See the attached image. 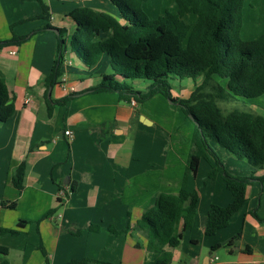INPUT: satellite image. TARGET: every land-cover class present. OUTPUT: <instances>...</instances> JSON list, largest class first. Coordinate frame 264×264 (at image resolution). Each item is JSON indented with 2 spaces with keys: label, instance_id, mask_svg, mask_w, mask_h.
<instances>
[{
  "label": "crops",
  "instance_id": "crops-1",
  "mask_svg": "<svg viewBox=\"0 0 264 264\" xmlns=\"http://www.w3.org/2000/svg\"><path fill=\"white\" fill-rule=\"evenodd\" d=\"M41 1L48 8L47 20L36 19L42 12L37 0H0V42L29 35L19 45L0 49V72L15 110L11 119L0 122V247L7 249L8 264H150L154 254L145 249L144 234L135 226L160 193H178L187 161L179 165L173 158H162L155 143L147 145L150 129L160 126L144 104L132 107L115 93L83 94L103 75L112 74L110 58L102 55L91 67L81 62L68 43L76 36L68 14L90 8L118 19L117 11L94 5L96 0ZM263 7L264 0L245 1L242 40H255L264 32ZM170 12L175 14L176 6ZM188 16L182 21L193 25L196 19L186 22ZM45 25L63 30L68 40L61 77L52 88L45 78L56 58L57 35L50 29L32 33ZM98 37L108 39L110 33ZM216 79L225 87V81ZM197 84L175 80L172 92L187 99ZM131 85L144 91L148 83L136 80ZM69 95L76 96L65 105L49 107V100ZM153 98L160 104L165 99L160 94ZM260 100L231 105L246 104L235 109L264 119V96ZM216 102L219 108V103L230 104ZM228 109L221 111L226 115ZM66 130L73 133L71 139L64 136ZM220 149L215 147L222 160L231 159ZM20 164L23 189L17 190L12 178ZM245 170L243 176L253 171L255 177H264V168L246 164ZM210 171L201 160L196 174L188 175L187 191L198 194L196 215L180 245L165 249L172 255L170 264H264V222L252 215L256 211L264 219V181L248 186L244 206L226 228L208 237L204 228L209 206L226 207L232 201L223 180L210 179ZM60 191L67 196L61 204ZM128 223L130 229L123 234ZM92 226L99 230L89 231ZM237 234L239 239L228 247ZM215 246L219 248L212 250Z\"/></svg>",
  "mask_w": 264,
  "mask_h": 264
},
{
  "label": "trees",
  "instance_id": "trees-1",
  "mask_svg": "<svg viewBox=\"0 0 264 264\" xmlns=\"http://www.w3.org/2000/svg\"><path fill=\"white\" fill-rule=\"evenodd\" d=\"M37 1L42 12L36 19L47 20V6L41 0ZM107 1L117 11L118 19L90 8H76L68 14L76 24V36L68 42L64 31L57 30L56 58L45 84L52 88L58 83L68 42L70 49L88 67L102 55L110 58L112 74L103 75L97 85L83 94L115 93L124 102L134 101L137 105L160 94L178 105L187 118H193L191 149L180 190L177 194L160 193L135 226L144 234L145 249L154 254L150 264H170L172 255L165 249L177 248L183 234L192 228L194 222L198 194L188 192L186 182L189 174H196L201 160L211 167L208 177H220L232 195V201L226 207L209 206L204 228L208 237L226 228L244 206L248 186L264 181V177H255L253 171L247 176L228 173L215 150V147L223 149L252 169L264 168V119L237 109L224 115L216 102H238L264 96V32L252 41L241 39L246 0H174L177 12L173 14L166 10L154 20L141 10L142 5L150 0ZM190 14L196 17L193 25L182 21L185 15ZM47 29H51L49 25L32 33ZM99 33H110V37L100 38ZM28 37L13 36L0 42V49L19 45ZM214 78L225 81V87ZM186 79L198 83L189 98L173 97L172 82ZM136 80L147 82V88L135 90L131 82ZM208 87L212 93L207 92ZM75 96L69 95L54 102L49 100V107L65 105ZM14 114V106L0 72V122H7ZM23 175L24 165L20 164L12 178L17 190L23 189ZM252 215L264 222L256 211ZM129 229L128 223L123 233ZM88 230L96 232L99 228L92 226ZM10 233L17 234L16 231ZM239 237L237 234L227 246H232ZM217 248L219 246L212 250ZM0 254V264H8L7 249L0 247ZM67 264L85 263L70 261Z\"/></svg>",
  "mask_w": 264,
  "mask_h": 264
},
{
  "label": "rangeland",
  "instance_id": "rangeland-1",
  "mask_svg": "<svg viewBox=\"0 0 264 264\" xmlns=\"http://www.w3.org/2000/svg\"><path fill=\"white\" fill-rule=\"evenodd\" d=\"M96 2H98L99 6L102 7V9L107 10L108 8L110 12L116 13L115 8L112 7V5L108 1L96 0L94 5H97ZM173 7H175L173 0H150L149 2L142 5L141 10L147 15L148 18L154 20L162 15L165 9H168L167 11H171ZM190 19L195 20L196 18L195 16L189 15L188 19H186L185 21L188 22ZM216 80L219 81L220 79L217 78ZM207 92L212 93L211 87L207 88ZM171 94L173 97H175L174 91L171 92ZM161 101L162 103L160 104L157 103L159 102L158 99L151 98L150 100L143 103L147 108L152 110L153 116L154 118L158 119L160 126L152 127V129H150V134H148L146 137L147 145L151 146L155 143V146L158 149L162 150V158H173L179 165H181L182 162H186L188 159L191 149V138L195 125L190 118H187L184 115L178 105L171 103L168 99L161 98ZM253 101L256 103L261 102L260 98L253 99ZM231 104V102L230 104L219 103V106L221 109H225V107L229 105V109L227 111L235 109L236 105L239 108H243L242 106H247L246 104L240 103L236 104L233 107V105ZM222 152L225 151L222 150ZM229 156L228 158L231 159L222 160L224 168L227 170V172L230 174L233 173L232 175L235 174L236 176H243L244 174H246V162L236 161V159H234L231 155ZM205 166H207V168L209 169L207 164ZM205 172L206 171L204 169L203 171L201 170V175Z\"/></svg>",
  "mask_w": 264,
  "mask_h": 264
},
{
  "label": "built area",
  "instance_id": "built-area-1",
  "mask_svg": "<svg viewBox=\"0 0 264 264\" xmlns=\"http://www.w3.org/2000/svg\"><path fill=\"white\" fill-rule=\"evenodd\" d=\"M28 101H29V99H26L25 103H27ZM130 104H131L132 107H135L137 105L134 101H131ZM64 136L69 138V139H71L73 137V133L71 131L66 130L64 132ZM66 197L67 196H66V194L64 192H62V191L58 192V198L61 199L60 200V204L63 203L66 200Z\"/></svg>",
  "mask_w": 264,
  "mask_h": 264
},
{
  "label": "water",
  "instance_id": "water-1",
  "mask_svg": "<svg viewBox=\"0 0 264 264\" xmlns=\"http://www.w3.org/2000/svg\"><path fill=\"white\" fill-rule=\"evenodd\" d=\"M52 32H54L56 35L58 34V31L57 29H50ZM192 121H193V118L192 117H189Z\"/></svg>",
  "mask_w": 264,
  "mask_h": 264
}]
</instances>
